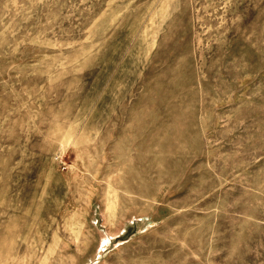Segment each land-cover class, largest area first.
Here are the masks:
<instances>
[{
    "label": "rangeland",
    "instance_id": "rangeland-1",
    "mask_svg": "<svg viewBox=\"0 0 264 264\" xmlns=\"http://www.w3.org/2000/svg\"><path fill=\"white\" fill-rule=\"evenodd\" d=\"M0 264H264V0H0Z\"/></svg>",
    "mask_w": 264,
    "mask_h": 264
}]
</instances>
